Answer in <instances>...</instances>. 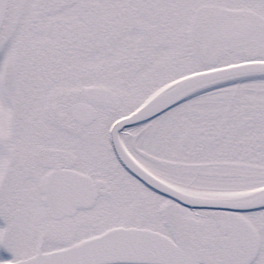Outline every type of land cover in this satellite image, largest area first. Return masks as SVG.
I'll use <instances>...</instances> for the list:
<instances>
[{"label": "snow or ice", "instance_id": "1", "mask_svg": "<svg viewBox=\"0 0 264 264\" xmlns=\"http://www.w3.org/2000/svg\"><path fill=\"white\" fill-rule=\"evenodd\" d=\"M0 264H264V0H0Z\"/></svg>", "mask_w": 264, "mask_h": 264}]
</instances>
